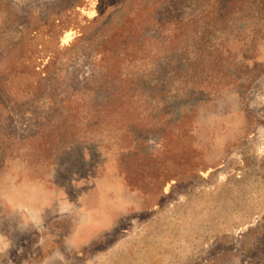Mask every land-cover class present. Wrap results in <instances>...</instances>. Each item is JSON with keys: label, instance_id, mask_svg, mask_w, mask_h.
Segmentation results:
<instances>
[{"label": "rangeland", "instance_id": "obj_1", "mask_svg": "<svg viewBox=\"0 0 264 264\" xmlns=\"http://www.w3.org/2000/svg\"><path fill=\"white\" fill-rule=\"evenodd\" d=\"M0 264H264V0H0Z\"/></svg>", "mask_w": 264, "mask_h": 264}]
</instances>
